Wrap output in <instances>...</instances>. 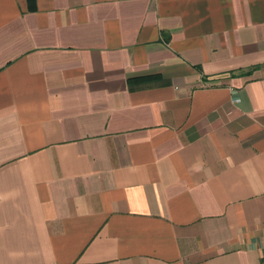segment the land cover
Masks as SVG:
<instances>
[{"label": "crops", "instance_id": "1", "mask_svg": "<svg viewBox=\"0 0 264 264\" xmlns=\"http://www.w3.org/2000/svg\"><path fill=\"white\" fill-rule=\"evenodd\" d=\"M0 264H264V0H0Z\"/></svg>", "mask_w": 264, "mask_h": 264}]
</instances>
